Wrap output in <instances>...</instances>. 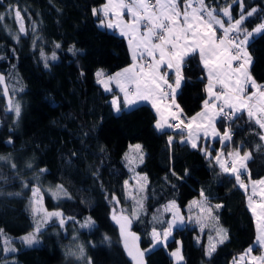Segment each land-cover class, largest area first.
<instances>
[{
  "label": "trees",
  "instance_id": "1",
  "mask_svg": "<svg viewBox=\"0 0 264 264\" xmlns=\"http://www.w3.org/2000/svg\"><path fill=\"white\" fill-rule=\"evenodd\" d=\"M105 0H0V13L10 11L0 23V156L11 157L17 165L13 170L0 161V229L17 236L33 230L29 200L35 172L41 175L47 210H59L68 217L65 229L53 221L40 235L41 243L27 247L13 239L17 251L0 253V259L13 256L12 264H82L74 256H66L69 248L82 245L87 261L93 264H131L121 246L112 210L129 205L124 199L123 182L131 171L125 160L129 143L139 142L144 150L142 163L136 170L143 173L147 183L143 190L144 212L132 219L131 229L140 234L146 264H171L164 246L146 250L151 244L150 230L155 225L150 218L169 201L185 210L192 198L203 190L214 209L213 216L227 230L228 238L217 243L212 255H205L206 243H196L194 221L173 230L168 247L182 244L183 264H229L230 260L254 244V219L246 204L245 189L235 178L222 173L213 160L206 158L200 148L180 143L174 130L160 132L154 127L156 115L148 103L114 111L110 98L96 83L98 68L110 74L130 63L126 39L117 32L100 27L92 8H99ZM213 7H225V0H205ZM230 3L231 0H228ZM9 5L12 8H9ZM255 6L264 14V0H246V7ZM18 7L24 16L27 34H20L19 42L12 38L19 25L14 19ZM235 11H239L238 5ZM235 15V12H234ZM260 21L249 18L245 26L251 29ZM38 25L35 34L30 25ZM36 36L41 39L33 47ZM61 47L57 49L55 46ZM74 48L73 55L68 50ZM43 50L56 60H48V67L40 57ZM248 51L252 57L250 73L257 83H264V32L250 38ZM185 79L177 95V103L190 116L201 109L205 71L196 54L184 64ZM23 89L19 91V89ZM5 89L8 95H5ZM13 89L17 91L13 94ZM21 105L20 116L8 109L9 98ZM219 128L228 126L222 119ZM233 133L227 148H240L251 158L246 161L245 182L264 176V141L261 130L246 111L231 125ZM172 134L173 142L167 137ZM11 139L12 143H8ZM218 145L217 139L213 141ZM211 151L215 152L214 146ZM32 164V168L27 167ZM175 173V175L173 174ZM23 182L29 184L23 187ZM61 185L68 196L55 199L47 187ZM247 185V184H246ZM19 193V195H15ZM115 195L118 202L111 199ZM215 204L222 207L215 209ZM89 216L91 228H81L79 222ZM105 237H108L105 240ZM204 239V238H203ZM204 243V244H203ZM257 247L254 250L257 251ZM169 250V249H168Z\"/></svg>",
  "mask_w": 264,
  "mask_h": 264
},
{
  "label": "snow or ice",
  "instance_id": "2",
  "mask_svg": "<svg viewBox=\"0 0 264 264\" xmlns=\"http://www.w3.org/2000/svg\"><path fill=\"white\" fill-rule=\"evenodd\" d=\"M225 4L227 6L221 8L218 5L215 7L208 5L205 0H106L99 8L93 7L92 14L99 20L100 27L118 29L119 35L127 39L132 60L130 65L115 74H107L103 70L95 73L96 83L101 85L105 92H112L111 85L114 84L123 96L122 101L117 96H113L112 108L120 112L121 107L127 109L140 101H147L156 111L157 119L154 125L156 130L160 132L165 129L174 130L182 137L180 143L190 144L194 149L199 147L198 141L201 136L218 137L221 145L231 142L233 136L231 125L246 111L249 120H254L261 130L259 139L264 141V85H258L248 70L252 62L248 51L249 40L254 34L264 32V14H260L261 10L255 6H251L249 10V7H246V0H231L230 3L225 0ZM237 5L238 12L235 11ZM9 8L12 6L9 5ZM220 13L226 19L221 18ZM11 15L10 11L0 13V23L5 20L6 16ZM252 17H257L260 22L249 29L245 26V22ZM14 19L19 25L18 33H12L10 28L7 30L12 34V38L19 42L20 34H27L28 28L25 26L24 16L18 7L14 10ZM30 28L35 34L38 25L33 23ZM40 39L39 36L35 37L33 47ZM55 47L59 49L61 46L57 44ZM68 51L73 55L76 54L74 48H69ZM196 54L206 73L207 83L204 86V92L207 98L203 100L200 112L192 117H186L184 109L177 103V95L185 79L182 73L183 66ZM40 57L45 61L46 68L49 59L53 61L57 59L55 51L48 57L41 50ZM173 73L174 80L172 79ZM4 82L5 77L0 75V84ZM22 90V88L19 89V91ZM16 91L13 89V94ZM4 94H9L7 89ZM165 101L170 102L165 103ZM9 110H14L18 118L21 105L10 100ZM218 119L228 122V126L222 132L216 127ZM173 139V136H168L170 145ZM8 143H12L11 139ZM200 150L205 153L207 159L215 161L222 173L233 176L236 184L241 189L247 190L242 176L247 171L246 161L251 158L250 152L245 151L241 155L238 147L225 157L222 150L217 151L215 156L207 151V146ZM130 153L132 154H125V160L129 170L132 171L137 160L140 163L143 162L142 146L140 144L130 146ZM0 161H5L13 170H17V165L11 161V157L0 156ZM27 167L32 168V164L29 163ZM44 172L46 169L43 168L39 172L34 170L32 177L37 182L31 187L32 195L29 200L33 231L19 238L21 244L27 247L41 243L39 236L54 220L58 221L60 228H64L66 224V219L60 211H47L44 208L42 189L39 186L41 175ZM146 179V177H138V187L134 191H143L144 185L140 181L146 184ZM251 183L254 196L256 185H264V179L251 181ZM22 184L25 188L29 187L27 182L22 181ZM124 184L127 188L129 181L125 180ZM48 191L55 199L68 196L67 191L60 185ZM259 195V203L253 200V196L248 198L249 209L256 219L255 242L245 254L239 257L238 261L234 260V264L245 261V256L250 257L246 264H264V251H261L259 256L251 254L257 245L264 250V187L261 188ZM111 199L119 203L114 194ZM142 207V202L135 200L131 218L128 215H116L115 213L111 217L119 225L124 249L134 264H144L145 257V251H142L138 245L140 237L130 230L132 219L138 218ZM220 207L222 205H215V209ZM193 208L199 209L195 215V222L200 224L201 228L204 227L203 221L206 218L217 219L213 216L214 209L208 205V197L203 190L200 191L199 200L190 202L189 211ZM162 211L169 213L171 219H163L160 215L153 217V223L161 227L158 229L153 226L151 229L152 247L166 246L173 235V229L185 221L175 201H170ZM188 219L192 220L193 217L190 216ZM93 226L94 222L90 217L80 224L81 228ZM212 230L216 232V237H209L205 250V255L209 257L216 250L217 243H223L228 238L226 229L214 227ZM2 236L3 230L0 229V237ZM107 239L108 237H105V240ZM3 242L5 253L17 251L15 247L10 246L11 240L5 238ZM65 255L83 260L85 249L82 245H78L75 249L69 248ZM170 255L178 261L183 259L179 248ZM87 264H93L91 259L87 261Z\"/></svg>",
  "mask_w": 264,
  "mask_h": 264
},
{
  "label": "rangeland",
  "instance_id": "3",
  "mask_svg": "<svg viewBox=\"0 0 264 264\" xmlns=\"http://www.w3.org/2000/svg\"><path fill=\"white\" fill-rule=\"evenodd\" d=\"M220 16H221V18H223V16H222V13H220ZM223 19H225V18H223ZM251 65V64H250ZM250 65L248 66V70H250ZM98 70H103V69H101V68H98L97 70H96V72L98 71ZM95 72V73H96ZM249 73H250V71H249ZM250 75H251V73H250ZM252 76V75H251ZM253 78V77H252ZM254 79V78H253ZM255 80V79H254ZM256 81V80H255ZM257 83V82H256ZM258 85H264V83H257ZM10 100H12L13 102H18L19 103V101L17 100V99H15L14 97H12V98H9V100H8V109H9V101ZM201 110H202V108H201ZM200 110V111H201ZM12 111H14V110H12ZM199 111V112H200ZM196 114V113H195ZM195 114H192V115H190V116H187V117H192V116H194ZM218 121V120H217ZM216 127H217V129L219 130V131H223V129L225 128V127H227V126H224L223 128H219V126H218V123L216 122ZM165 130H171V129H165ZM184 135L186 136V132L184 133ZM181 135L179 136V139L181 140ZM217 139V141H218V145L216 146V144L213 142L214 140H216ZM136 144H140L139 142H133V143H129V145H128V147H127V149H126V151H125V154L126 153H129L130 155L132 154V153H130V146H134V145H136ZM141 145V144H140ZM190 145V144H189ZM198 145H199V148L200 149H203V148H205V146H207V151H210L211 153H212V155L213 156H215V153L217 152V151H220V150H222L223 152H224V154H225V157H227V154L229 153V152H233V151H231V149L230 148H227L226 147V145H221V143H220V141H219V138L218 137H216V138H212L211 136H209V137H207V138H205V137H203V136H201V138L199 139V141H198ZM191 146V145H190ZM216 147V151L215 152H213V151H211V149L213 148V147ZM142 152H143V154H144V150H143V148H142ZM242 155V154H241ZM125 156V155H124ZM214 161V160H213ZM215 162V161H214ZM138 163H140L139 162V160H137L136 161V165L138 164ZM136 165L134 166V170H132L131 171V174L129 175V177H128V179H127V181H129V185H128V187L126 188L125 187V184H124V182H123V193H124V199L125 200H127L128 202H130L129 203V205H124L123 207H119V208H117L116 210H112V215H113V213H115L116 215H128L130 218H131V210L133 209V207H134V202H135V200H139V201H141L142 202V205H143V207L142 208H140V210H139V214H138V217L139 216H141V214L145 211L144 210V202H143V191H134L135 189H137V179H138V177H146L143 173H139V172H137V170H136ZM219 167V166H218ZM261 179H264V176L263 177H261V178H257V179H254V180H251V181H258V180H261ZM251 181H250V183L249 184H251ZM140 183L141 184H143L144 185V187H145V182L144 181H140ZM146 183H147V179H146ZM245 184H247L246 182H245ZM57 185H52V186H49V187H47V191L49 190V189H55V187H56ZM61 186V185H60ZM144 187H143V190H144ZM262 187H264V185H259V184H257L256 185V195H254L253 196V192H252V186L251 185H247V193H246V204H247V206H248V208H249V196H253V200L256 202V203H259L260 202V195H259V193H260V190H261V188ZM64 189V188H63ZM65 190V189H64ZM49 192V191H48ZM50 193V192H49ZM42 194V193H41ZM43 196V195H42ZM62 197H65V196H62ZM200 199V194H199V196H196V197H194V198H192L191 199V201H193V200H199ZM170 202V201H169ZM169 202H167L165 205H167ZM190 202V201H189ZM43 205H44V208L46 209V206H45V204H44V199H43ZM164 205V206H165ZM208 205H210L211 206V204L210 203H208ZM215 205H217V204H215ZM164 206H161L160 207V209L158 210V211H156V213L155 214H153L152 216H151V218H150V220H151V222H153V217L155 216V215H160L161 216V218H163V219H171V215L169 214V213H164L163 211H162V209H163V207ZM47 210V209H46ZM180 210H181V214L185 217V221H184V223L182 224V225H180L179 227H182V226H184L186 223H188V222H190V221H194L195 222V215L199 212V209H196V208H193L192 209V211H189V204H187L186 206H185V210H183L181 207H180ZM47 211H59V210H47ZM251 211V210H250ZM251 214H252V212H251ZM193 217V219L192 220H189L188 218L189 217ZM252 216H253V214H252ZM214 217H216V216H214ZM65 219H66V221H68L69 220V218L68 217H64ZM89 218V216H87V217H85V219L83 220V221H81V222H79V224H82V223H84L87 219ZM217 218V217H216ZM133 219H135V218H133ZM253 219H254V225H255V230H256V235H257V226H256V219H255V217H253ZM217 220L218 219H212V218H206L204 221H203V224H204V227L203 228H201V225L200 224H197L196 222H195V224H196V228H197V231H196V235H195V241H196V243H201L202 241L203 242H205L206 243V247H205V250H206V248H207V246H208V243H209V237L211 236V237H216V232L215 231H213L212 229L214 228V227H219V228H223V229H225L219 222H218V224H217ZM54 221H56V222H58L57 220H54ZM155 227H157L158 229H160V227H161V225H159V224H155L154 225ZM179 227H176V228H179ZM176 228H174V229H176ZM65 229V228H64ZM173 229V230H174ZM33 231V230H32ZM29 233V232H28ZM150 233H151V230H150ZM25 234H27V233H24V234H21V235H17V236H12V235H8L7 233H5V232H3V236L2 237H0V253H3V254H9V253H5L4 251H3V248L5 247V245H4V239L5 238H7V239H9V240H11L12 241V243H11V247H15L16 248V246H15V244H14V242H13V239H15V240H18V241H20V237L21 236H23V235H25ZM173 236V235H172ZM172 237H170L169 238V240L171 239ZM204 238V239H203ZM256 238V237H255ZM39 239H40V237H39ZM177 242H179V243H177ZM255 242V241H254ZM204 244V243H203ZM157 246H159V245H157ZM156 246V247H157ZM161 246H164V245H161ZM250 246H252V245H250ZM249 246V247H250ZM258 246V245H257ZM166 249H167V251L169 252V254L171 253V252H173V251H176L178 248L180 249V252H181V255L183 256V254H182V244H181V240L179 239V238H177L176 239V244L175 245H172L170 248L168 247V243H167V245L166 246H164ZM249 247H247L244 251H242L241 253H239V254H237L235 257H233L231 260H230V262H229V264H234V260H239V257L241 256V255H243V254H245V252H246V250L249 248ZM151 248H155V247H152V244H150V245H148V247L146 248V250H149V249H151ZM169 249V250H168ZM261 251H264V250H261L260 248H259V246L257 247V251L256 250H253V252L251 253L252 255H257V256H259L260 254H261ZM170 257H171V259H172V261H171V264H183L184 263V258L182 259V260H177V258H175V257H172L171 255H170ZM248 259H250V257L249 256H245V261H240L239 262V264H246V261L248 260ZM15 262V258L13 257V256H8V257H5V258H2V259H0V264H12V263H14ZM82 264H87V259L85 258V259H83L82 261Z\"/></svg>",
  "mask_w": 264,
  "mask_h": 264
},
{
  "label": "crops",
  "instance_id": "4",
  "mask_svg": "<svg viewBox=\"0 0 264 264\" xmlns=\"http://www.w3.org/2000/svg\"><path fill=\"white\" fill-rule=\"evenodd\" d=\"M105 2H106V0H105ZM104 2V3H105ZM103 3V4H104ZM102 4V5H103ZM102 5H100V6H102ZM99 6V7H100ZM125 19H127V16L125 15ZM226 19V18H225ZM110 30H113V29H110ZM113 31H115V32H117L118 34H119V30L117 29V30H113ZM126 43H127V47H128V41H127V39H126ZM128 51H129V47H128ZM129 54H130V51H129ZM132 63V60H131V55H130V63L129 64H127L126 66H124V67H122V68H120V69H118V70H116V71H114V72H112V73H110V74H115L116 72H118V71H121L123 68H125V67H127L128 65H130ZM205 76H206V73H205ZM172 79L174 80V73H173V77H172ZM207 83V80H205V84ZM205 86V85H204ZM111 87L113 88V91H114V93H113V95L111 96V98H110V101L112 100V98H113V96H117L121 101L123 100V96H122V94L121 93H119V90L118 89H116L115 88V85L114 84H112L111 85ZM103 88V87H102ZM112 91V92H113ZM249 91H251V89H249ZM205 96H206V93H205ZM207 98V97H206ZM205 98V99H206ZM168 102H170V101H165V103H168ZM139 103H148L150 106H151V104L149 103V102H147V101H140V102H138L137 104H139ZM137 104H135V105H137ZM135 105H133V106H135ZM132 106V107H133ZM121 108H123V107H121ZM151 108H152V106H151ZM202 108V107H201ZM125 109V108H124ZM127 109H129V108H127ZM153 109V108H152ZM201 110V109H200ZM200 110H198L197 112H199ZM115 111V110H114ZM153 111L155 112V115H156V111H155V109H153ZM196 112V113H197ZM156 119H157V115H156ZM180 140V139H179ZM181 141V140H180ZM189 145V144H188ZM231 149V151H234L235 149H232V148H230ZM243 179V178H242ZM250 181L251 180H249V181H247L246 183H247V185H251L252 186V183L251 184H249L250 183ZM190 202H191V200H190ZM190 202L188 201V203L187 204H190ZM186 204V205H187Z\"/></svg>",
  "mask_w": 264,
  "mask_h": 264
},
{
  "label": "water",
  "instance_id": "5",
  "mask_svg": "<svg viewBox=\"0 0 264 264\" xmlns=\"http://www.w3.org/2000/svg\"><path fill=\"white\" fill-rule=\"evenodd\" d=\"M117 224V223H116ZM117 230H118V233H119V237H120V239H121V246H122V249H123V251H124V254L126 255V257H127V259L131 262V264H134V262L132 261V259H131V257H129L128 255H127V252L125 251V249H124V246H123V239H122V237H121V235H120V229H119V225L117 224ZM132 232H135L136 234H137V236H139L140 237V239H139V241H138V245H139V248L143 251V248L141 247V245H140V240H141V236H140V234L138 233V232H136V231H133V230H131ZM144 264H146V258L144 257Z\"/></svg>",
  "mask_w": 264,
  "mask_h": 264
},
{
  "label": "built area",
  "instance_id": "6",
  "mask_svg": "<svg viewBox=\"0 0 264 264\" xmlns=\"http://www.w3.org/2000/svg\"><path fill=\"white\" fill-rule=\"evenodd\" d=\"M187 117V116H186ZM224 121V120H223ZM224 122H226V121H224ZM226 123H228V122H226ZM171 136H172V134H170ZM169 136V135H168ZM167 140H168V137H167Z\"/></svg>",
  "mask_w": 264,
  "mask_h": 264
}]
</instances>
